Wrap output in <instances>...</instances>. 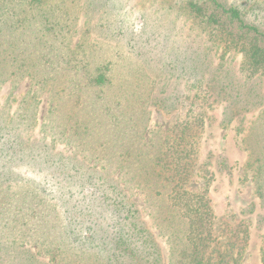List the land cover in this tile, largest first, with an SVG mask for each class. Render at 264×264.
I'll use <instances>...</instances> for the list:
<instances>
[{
    "label": "rangeland",
    "instance_id": "374dc122",
    "mask_svg": "<svg viewBox=\"0 0 264 264\" xmlns=\"http://www.w3.org/2000/svg\"><path fill=\"white\" fill-rule=\"evenodd\" d=\"M216 1L226 9L237 8L245 23L264 31V0ZM190 2L218 23L197 17ZM224 31L235 32L236 23L213 0H0V121L8 125V134L0 138L14 140L22 151L34 138L59 161L60 156L78 160L85 170L118 181L156 237L165 264L170 260L166 239L174 237L161 235L157 215L174 216L182 243L186 227L178 223L176 211L168 212L165 197L153 192L155 173L161 170L156 161L180 142L179 150L190 155L184 189L205 195L214 216V264H264V77L243 64L241 51L224 45L219 38ZM99 67L110 82L91 87L88 77ZM95 92L99 99L94 109L81 114ZM90 115L99 118L98 125ZM77 120H91L90 132ZM119 142L127 148L113 149ZM111 151L122 152L123 160L111 161ZM133 152H141L140 159L144 155L151 173L147 183L125 175L126 166L141 165L139 157L131 159ZM13 169L16 175L0 181V215L6 216H0V228L25 211L22 221L33 228L23 233L26 224L19 221L17 235L0 233V243L14 246L20 255L30 249L38 261L34 264H73L65 262L59 249L52 250L53 244L64 248L67 241L43 243L37 230L44 222L37 212L43 211L46 219L55 214L59 224L69 214L53 197L52 180L45 183L51 174L22 160H15ZM160 173L157 182L169 191L162 184L165 172ZM77 188L82 190H74L77 199L86 191L96 197L100 193L90 183ZM15 205L17 211L1 209ZM90 218H78L79 223L90 224ZM73 225L67 230L72 237L67 249L82 254H73L72 260L94 264V250L86 256V248L94 245L77 241ZM230 240L233 248L226 250ZM8 258L0 264H10Z\"/></svg>",
    "mask_w": 264,
    "mask_h": 264
},
{
    "label": "trees",
    "instance_id": "16d2710c",
    "mask_svg": "<svg viewBox=\"0 0 264 264\" xmlns=\"http://www.w3.org/2000/svg\"><path fill=\"white\" fill-rule=\"evenodd\" d=\"M213 2L217 8L221 9L222 13L228 14L230 21H235L236 23L235 32L224 31L223 34L222 32L219 33L221 41H223L224 45L228 48L233 46L234 49L241 51L244 56L243 64L250 69L252 73H259L264 77V31H260L257 27L245 23L237 8L226 9L216 0H213ZM189 9L194 12L197 17L204 19L207 23H218L216 18L212 19V15L204 16L202 13V6L198 3L190 2ZM223 35L229 38L223 39ZM87 81H89L91 87H103L107 82H110L107 73L100 67L96 69L95 72L91 73ZM123 83L122 81H118L117 84L122 85ZM94 94L95 97H91L88 100L90 105L83 107L80 112L81 114L86 113V115H89L88 112H90L92 108L94 109L99 99V93L95 92ZM67 103L68 99L65 97L63 99V104ZM75 109L77 113H79L76 105ZM74 112L75 111L70 105L68 113L72 115ZM90 116L91 120H95L93 122L98 125L97 121H100L99 118L96 117L93 119V115ZM70 117L71 116H69V118ZM90 121L81 122V120H77V125L80 124L82 129H86L88 133L90 132ZM7 127L8 125L6 123L0 121V137L8 134ZM180 138H183V135H181ZM30 139L33 140V142L25 144L24 151H22L12 143L14 140L9 141L8 138H0V181L16 175L13 169L15 160H22L42 170L44 173L51 174V179H46L45 183H47L48 180H52L48 183V186L53 182L52 186L55 188L53 190V197L61 201L69 214L60 218L59 224V218L56 220L55 214L46 219L44 218L45 215L43 211L36 213V210L34 211L33 208L31 209V214L36 213L37 218L44 219L42 225H39V229H37L42 231V236L44 235L43 243L51 244V242H56L57 244H61L63 241H67L68 243L64 248L57 247L56 244H53L55 247L52 248V250L54 251L56 248L59 249L65 262L69 261L75 264V261L72 260L73 254L79 256L82 252L77 253L71 250L72 253H69L67 249V247H71L70 241H72V237L70 236L71 233L67 230L71 228L70 224L73 223L75 239L87 245H94V247L86 248V256L91 254L94 250V253L91 255L94 264H165L164 256L156 237L145 227L138 216L135 203L127 199L118 181L111 178L109 175L98 172V170L88 168L85 170L78 160L66 159L60 156L59 161V156L49 154L45 145L37 146L36 139ZM180 146V142H175L171 148L176 149L169 151L171 150L169 148L165 150L162 155L158 156L156 162L160 164L161 170L157 173L154 172L158 180L162 178L160 172H165L164 179L167 182L162 180L164 182H162V184L168 186L169 191H164L157 180L154 184L153 192L165 197L164 202L166 201L165 206L168 212H170L171 208L176 211L179 217L178 223H183L186 227L184 241L182 243V237L180 236L182 229L178 227V224L174 223L172 219L174 216L166 215L160 218L157 215L156 219L162 226L159 227L160 233L162 231L164 234H171L174 237V239L170 237H168V240L166 239L170 251V260L167 261L166 264H214L215 261H212V259L215 258L213 254L215 252V247L212 246L214 216L208 204V200L205 199V195L184 189V184L187 182L189 176L188 161L190 155L186 150L180 151L179 149H183L180 148ZM119 147L127 148L120 142L113 144V149ZM21 148L23 147L21 146ZM126 152L128 153L129 151ZM128 155H131V153L126 156L128 157ZM141 156V152L132 153L131 159L136 160V158L139 157L141 165L137 168L138 170L132 168V166H126L125 175L128 180L137 178L136 181L139 182L141 178H143L145 183H147L148 176L151 173L145 165L146 161L144 155L140 159ZM110 157L111 161L120 162L123 160L124 155L122 152L111 151ZM172 163L174 164L172 165ZM51 166L55 168L54 171H52L53 173H50ZM61 169L62 171L58 174L57 172ZM85 183H90V185L99 190V195L96 197L93 192L89 193L86 191L82 193L79 199L74 197V190H80V188L77 187H81ZM44 185L46 186V184ZM1 186L0 183V187ZM80 192H82V190H80ZM27 194L22 195L25 196V200ZM76 195H78V192ZM35 196L40 197L38 191ZM25 202L21 205H24ZM30 205L31 204H29V206ZM1 209L8 211L18 210L16 205L4 206L1 207ZM28 209L30 210V207H28ZM47 212L48 211H45V214ZM162 214H166L165 209ZM0 216L2 219L6 220V216ZM90 216V224L79 223L80 221L78 218L87 220ZM25 218L26 211L23 212L21 216L15 214L14 218L9 219L12 223H8L7 221L3 222L0 233L5 235V232H12L17 235L20 226L19 221ZM26 221L27 220H24L22 222L26 224ZM62 221H64L65 227L61 225ZM25 227L22 232L31 231L33 223H27ZM84 229L88 230L89 233L86 235H78L77 232H81ZM22 232L18 234L21 236L24 233ZM161 235L163 236L162 233ZM80 236H82V238H80ZM83 238L86 239L84 240ZM57 239L58 241H56ZM81 239H83L84 242ZM234 242V240L228 241L226 250H231ZM72 245L75 248L81 247L74 245L73 242ZM183 246L184 248L179 252V249ZM210 247L211 249L209 251ZM26 251L25 255H20L22 252L16 250L14 246L9 245L5 248L2 243H0V254L2 256L0 262L4 261L6 257H9L8 260L10 264L38 263L34 258L35 254L32 253L30 249H26ZM231 253L232 251H229L228 254ZM18 255H20V258H16ZM176 255L177 261H172Z\"/></svg>",
    "mask_w": 264,
    "mask_h": 264
}]
</instances>
